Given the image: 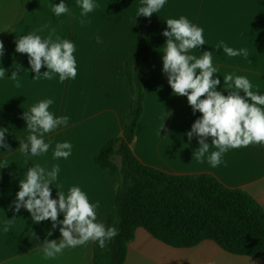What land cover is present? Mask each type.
I'll return each instance as SVG.
<instances>
[{"label": "crops", "instance_id": "obj_1", "mask_svg": "<svg viewBox=\"0 0 264 264\" xmlns=\"http://www.w3.org/2000/svg\"><path fill=\"white\" fill-rule=\"evenodd\" d=\"M60 2L0 0V40L5 47L0 67L7 70L0 77V128H8L6 143L11 147H0V264H91L93 241L67 247L56 257L46 259L42 243L45 239L59 240V228L52 229L50 220L33 223L26 209L15 214L10 230L4 232L5 220L14 215L9 206L29 167L39 165L50 171L58 164L57 180L49 186L52 198H57L58 190L67 196L71 187H80L90 203L100 202L96 209L98 222H104L114 204L112 178L95 164L94 156L110 139L121 135L128 112L130 90L123 66L136 35L140 0H93L98 7L85 16H81V0H64L68 12L58 17L53 7ZM154 16L159 23L151 55L155 70L143 86V112L131 144L134 156L170 174H210L227 188L244 190L264 208V144L229 149L217 167L208 163L207 157L218 150L210 146L204 162L196 161L193 153L199 147L197 138L189 141L185 133L202 114H193L187 98L173 94L162 71L166 20L184 16L204 30L205 40L204 45L186 54L200 58L204 51L213 52L212 65L217 69L213 78L221 82L217 91L227 95L236 90L224 84L223 77L232 74L247 77L252 91L264 95V0H166ZM52 29L54 40L58 36L75 45V79L60 82L58 74L52 80L43 76L33 79L36 73L31 71L27 54L15 51V41L20 37L36 34L47 39ZM97 36L102 43H97ZM221 40L236 50L246 48L248 58L229 57L223 48H216ZM47 70L42 66L41 74ZM12 71H17L19 88L9 79ZM240 94L244 95L242 91ZM45 99L53 100L49 111L57 118L67 116L68 124L44 134L45 143L50 145L47 153L26 155L20 151V141L28 142L31 133L23 113ZM211 140L209 137L207 142L211 144ZM63 142L72 145L71 155L67 159L54 158L56 144ZM58 219H63V214ZM124 264L264 263L228 254L208 240L188 249L171 248L138 228L127 246Z\"/></svg>", "mask_w": 264, "mask_h": 264}, {"label": "clouds", "instance_id": "obj_2", "mask_svg": "<svg viewBox=\"0 0 264 264\" xmlns=\"http://www.w3.org/2000/svg\"><path fill=\"white\" fill-rule=\"evenodd\" d=\"M165 3L166 0H143L144 6L138 8L136 17L150 18L153 13L162 9ZM79 6L82 8L81 16L98 7L93 0H81ZM53 11L59 17L68 12V6L61 0L58 5H54ZM81 23L85 21L81 20ZM166 24L167 29L162 32L167 38L163 49L162 71L167 76L173 94L186 97L193 114L197 111L202 114L191 125V130L185 133L189 141L196 137L199 144L198 149L194 150L193 158L203 163L210 146H214L218 150L212 151L207 160L212 167H217L222 163L223 154L229 149L264 144V108L258 107L264 106V95L252 91V84L247 77L232 74L225 75L223 80L229 89L234 87L236 90L228 91L227 95L217 91L221 82L219 78H213V74L217 72L212 65L213 52L204 51L200 58L186 54L189 50L205 44L204 30L193 25L184 16L167 19ZM54 35L55 29H52L47 39L28 34L15 41V51L26 53L28 56L31 71L36 73L33 79L43 76L52 80L54 74H58L60 82H64L69 78L75 79L77 75L76 59L73 55L76 50L74 43L68 39L61 40L58 36L54 40ZM96 39L97 43H102L99 36ZM216 48H223V52L229 57L249 56L246 48L236 50L222 40ZM4 54L5 47L0 40V60ZM42 66L48 69L43 74L40 71ZM20 67L17 64V70ZM6 71L0 67V77H4ZM9 79L16 81L15 87H21L17 71H12ZM52 104V99L41 100L23 113L22 118L26 120L31 133L27 137L28 142L20 141L19 148L24 154L38 156L47 153L50 145L45 143L44 134L62 125L67 126V116L57 118L49 111ZM7 132L8 128H0V147L11 150L10 145L6 143ZM209 137L212 138L211 144L207 142ZM71 149L69 142L57 143L54 158L67 159L71 155ZM59 171L58 164L50 171L39 165L27 169L25 179L19 182L20 190L9 206L14 215L12 219L5 220L4 232L10 230L11 222L16 219L15 214L23 208L31 214L33 223L50 220L52 229L59 228V240L45 239L42 243L46 259L56 257L67 247L74 248L89 241L105 248L107 243L119 234L118 229L97 221L96 209L100 207V202L90 203L80 187H71L67 196L58 190L57 198H52V189L49 186L57 180ZM61 214L63 219H58ZM51 235L52 232L49 231L48 236Z\"/></svg>", "mask_w": 264, "mask_h": 264}, {"label": "trees", "instance_id": "obj_3", "mask_svg": "<svg viewBox=\"0 0 264 264\" xmlns=\"http://www.w3.org/2000/svg\"><path fill=\"white\" fill-rule=\"evenodd\" d=\"M143 0H140V7ZM159 31L154 16H139L124 63L130 101L119 137L94 156L109 172L114 204L104 224L119 234L100 248L93 241L91 264H124L135 230L175 249L211 241L224 252L264 263V208L242 189L227 188L210 174H170L141 163L131 144L143 112V86L154 70L152 51Z\"/></svg>", "mask_w": 264, "mask_h": 264}]
</instances>
